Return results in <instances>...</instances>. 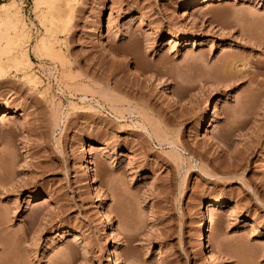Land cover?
Segmentation results:
<instances>
[{
	"label": "rangeland",
	"instance_id": "1",
	"mask_svg": "<svg viewBox=\"0 0 264 264\" xmlns=\"http://www.w3.org/2000/svg\"><path fill=\"white\" fill-rule=\"evenodd\" d=\"M16 1L31 46L53 35L62 58L30 50L33 86L1 56L0 264H264V33L247 22L264 0H80L63 30ZM208 202L225 203L216 259Z\"/></svg>",
	"mask_w": 264,
	"mask_h": 264
},
{
	"label": "bare ground",
	"instance_id": "2",
	"mask_svg": "<svg viewBox=\"0 0 264 264\" xmlns=\"http://www.w3.org/2000/svg\"><path fill=\"white\" fill-rule=\"evenodd\" d=\"M211 1L212 0H203L202 4L209 3ZM213 1H222V0H213ZM33 2L35 5L34 8L36 10L39 9L40 6L42 5L45 6V10L43 12H40L41 16H38V17H41L43 21L42 23L45 22L46 24V22H48L50 26L49 30L51 29L63 30L66 28H70L71 23L73 21V16L75 14V10L77 8V5L80 3V0H33ZM199 2L200 0H194L190 4V7L197 8ZM0 11H2V15H0V24L4 23L8 27L6 30L7 35L5 36L4 44H2L4 46L0 45V64L2 62L1 56L5 55L7 57V62H10L13 65V67H15L19 72L22 73L23 79H25L28 84L37 86L41 82L38 76H36V74L32 70L33 61L29 57V51L31 50L37 57L40 56V54H43V52L55 55L58 53V49L56 46V44L58 43V39L53 35L45 36V37L43 36L41 37L40 40L37 39L38 42L36 44L31 46V43H30L31 35H30L29 28H28V24L26 23L24 19V16L21 12L20 6L17 3V1L12 0L10 4L8 3L1 4ZM249 19L250 21L247 20V22H251V24L249 23L250 24L249 27L252 26L254 29L257 30V32L259 31V33L260 32L264 33V22L261 21L260 16L253 14L249 16ZM260 35L263 36L262 34ZM263 40H264V37H263ZM259 46H264V42L263 41L260 42ZM59 55L57 57H61V55L60 56ZM227 60L223 64L218 65L217 67L218 69L216 70L217 73L215 72L216 73L215 75L219 77L220 82L228 81L229 83H232L229 77L231 76V73L235 72L236 70L239 71V66L237 65L238 61H232L233 63H230ZM4 63H3V66H4ZM0 66H2V64ZM1 69L4 70V67H2ZM233 79L234 78H232V80ZM226 84L228 85L227 82ZM165 91H166V94L170 97V99L176 100L175 93L173 92V90H171L170 87L167 86L165 88ZM218 112H219V108L218 106H215L212 120L210 124L208 125V127L206 128V132L209 133V135H211L210 133H211L212 128L218 125V116H217ZM7 116L8 114L6 112V114H4L2 118H5ZM160 137L161 136H159V138ZM224 204H225L224 202H218V203L208 202V204L206 203V205L203 207L202 217H201L203 229L201 232L199 242H200V245L203 246V248L206 247L205 249L208 250L209 258L211 257V258L216 259L214 252L211 251L212 249L210 250V246H206L207 243L209 242V235L211 234L212 226L215 220L214 210L219 207L224 206Z\"/></svg>",
	"mask_w": 264,
	"mask_h": 264
}]
</instances>
